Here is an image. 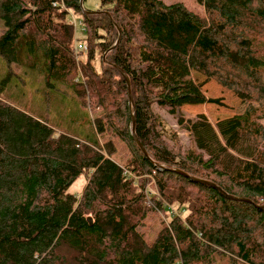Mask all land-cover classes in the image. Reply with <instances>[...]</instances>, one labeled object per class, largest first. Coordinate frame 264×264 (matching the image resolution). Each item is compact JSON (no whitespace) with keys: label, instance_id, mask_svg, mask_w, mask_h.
I'll use <instances>...</instances> for the list:
<instances>
[{"label":"trees","instance_id":"trees-1","mask_svg":"<svg viewBox=\"0 0 264 264\" xmlns=\"http://www.w3.org/2000/svg\"><path fill=\"white\" fill-rule=\"evenodd\" d=\"M54 1L0 0V55L67 86L94 114V134L119 138L130 157L120 164L111 139L57 132L0 97V264H264V13L255 7L264 0H196L201 12L99 0L83 6L92 14L60 0L85 27V84L68 11ZM115 65L129 78L131 107ZM211 80L244 110L215 124L203 113L185 118L184 100L224 105L203 93ZM157 109L178 114L187 145ZM132 114L152 161L132 136ZM80 176L81 192L70 191ZM154 218L161 228L147 240L140 227Z\"/></svg>","mask_w":264,"mask_h":264},{"label":"rangeland","instance_id":"rangeland-1","mask_svg":"<svg viewBox=\"0 0 264 264\" xmlns=\"http://www.w3.org/2000/svg\"><path fill=\"white\" fill-rule=\"evenodd\" d=\"M163 1L167 4L180 2L194 11H202L201 5L196 0ZM84 5L88 8L94 9L99 5V0H85L83 6ZM255 7L264 13V3L257 2L255 3ZM62 8L69 9L66 6ZM75 16L77 20H79V15L75 13ZM4 27V21L0 18V32ZM83 31L84 30L78 29L77 34L80 38L83 36ZM84 59L86 61V56ZM191 76L196 81L203 79L201 77L202 75L197 77L192 73ZM47 81L48 77H45L39 69L28 67L18 62L8 63L0 55L1 98L37 119L46 120L47 123L57 132L79 136L89 140L99 138L100 142L111 139L115 144V152L112 154V158L120 164H125L130 157V153L123 142L110 133L94 134L91 120L92 117L94 118V114L90 112L89 108L82 105L74 92L64 84L53 81L51 82V85H48ZM202 91L207 97H220L224 105L207 103L205 101L199 102V100L196 102L190 101L189 103H185L189 100H184L180 103V113L185 118H190L196 114L203 113L211 124H215L220 119L232 116L236 113H241L244 110V104L240 102L235 94L217 84L214 80L203 85ZM157 110L164 121L176 132L180 143L187 145L192 138L189 135V132L177 123L178 114L172 115L165 110ZM258 175L260 183L262 184L264 182V170L259 171ZM84 185L85 178L84 176H80L71 185L69 190L79 193ZM151 190L155 191V193L152 194L159 195V192L154 187L149 188V191ZM161 216L166 222L165 217L163 215ZM160 228V220L154 218L148 219L146 223L140 227V231L147 240H152L155 238Z\"/></svg>","mask_w":264,"mask_h":264},{"label":"water","instance_id":"water-1","mask_svg":"<svg viewBox=\"0 0 264 264\" xmlns=\"http://www.w3.org/2000/svg\"><path fill=\"white\" fill-rule=\"evenodd\" d=\"M83 1L84 0H79V4H80V8L82 10V12L84 13H97V12H93V11H87L84 9L83 7ZM108 13V12H107ZM118 29V36H117V39L115 41V43L111 46L110 49H112L118 42L119 40L121 39V30L119 27H117ZM116 66V65H115ZM116 68L119 70V72L123 75L125 81H126V84H127V92H128V99H129V105L130 107L132 106L133 104V98H132V94H131V88H130V81H129V78L128 76L125 74V72L119 68L118 66H116ZM131 132H132V136L134 138V140L137 142V144L139 145V147L141 148V151L143 152V154L150 160V156L148 155L147 151L145 150V148L143 147V145L139 142L136 134H135V119H134V115L132 114V124H131ZM173 171L177 172V173H180L186 177H188L190 180L192 181H197V182H200V183H204V184H207V185H210L214 188H216L217 190L221 191L222 193H224L227 197L231 198V199H234V200H238V201H245V202H253L251 199L249 198H246V197H243V196H235V195H231V194H228L227 192H225V190H223L221 187H219L217 184H215L214 182H211V181H208V180H203V179H199V178H195L193 176H190L189 174H187L186 172L180 170V169H173ZM87 221L89 222V224L91 225L93 223V220H92V217L91 216H88L87 217Z\"/></svg>","mask_w":264,"mask_h":264},{"label":"built area","instance_id":"built-area-1","mask_svg":"<svg viewBox=\"0 0 264 264\" xmlns=\"http://www.w3.org/2000/svg\"><path fill=\"white\" fill-rule=\"evenodd\" d=\"M52 4L54 6L59 5L61 7H64L63 2H61L60 0H56V1L52 2ZM66 10L68 11V18H67L68 23L73 28V48H74V54H75V60L77 63V68L79 71V78L83 83H85L83 80V75H82V71L80 69V65L85 62L84 57H85V53H86V45L83 42V40L77 34L78 29L84 30L85 27H84L83 22L80 18H79V20H77V18L75 16V12H73L70 9H66ZM148 192L155 193L154 190L149 191V189H148Z\"/></svg>","mask_w":264,"mask_h":264}]
</instances>
